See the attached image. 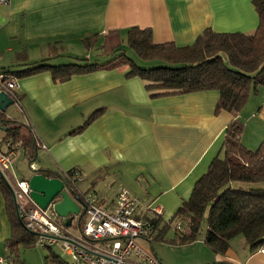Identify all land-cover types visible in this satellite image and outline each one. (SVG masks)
I'll return each mask as SVG.
<instances>
[{
  "label": "crops",
  "instance_id": "1",
  "mask_svg": "<svg viewBox=\"0 0 264 264\" xmlns=\"http://www.w3.org/2000/svg\"><path fill=\"white\" fill-rule=\"evenodd\" d=\"M2 1L0 71L15 74L42 63L91 62L89 56L102 49L107 38L126 44L132 28L151 29L155 44L186 47L206 29L253 34L259 25L253 0ZM93 36L97 42L87 50L83 41ZM127 68H101L65 82L55 81L49 72L23 76L18 101L5 117L31 131L37 145L34 168L59 176L77 169L83 179L72 189L80 196L94 194L109 209L118 193L128 190L140 200L137 217L157 221L156 240L162 227L173 225V217L220 153L228 125L234 120L244 123V112L254 100L258 103L248 115L260 127L248 122L240 141L246 148L258 143L264 131V89L252 94L234 116L216 111L217 91L151 98L146 82L127 77ZM96 112L99 116L76 132ZM25 128L21 132L27 133ZM6 137L0 126V155L8 150ZM12 161V169L17 166L26 174L23 180L35 174L27 171L29 160L21 146ZM15 181L11 178L9 193L0 189V255L14 263L19 256L11 254L7 241L13 237L15 220H20ZM149 207L161 216H153ZM178 224L183 227L182 221ZM138 242L149 251L148 242ZM17 251L20 255V247ZM225 256L223 261L241 264L231 248ZM244 264H264V253H250Z\"/></svg>",
  "mask_w": 264,
  "mask_h": 264
},
{
  "label": "trees",
  "instance_id": "2",
  "mask_svg": "<svg viewBox=\"0 0 264 264\" xmlns=\"http://www.w3.org/2000/svg\"><path fill=\"white\" fill-rule=\"evenodd\" d=\"M252 3L259 17V25L253 34L217 33L206 29L193 45L178 47L173 43L155 44L149 28H132L126 40L131 54L122 49L119 38L109 37L103 51L106 54L123 53L104 64L77 59L78 63L59 66L42 63L14 74L20 79L49 72L55 81L65 82L75 75L89 74L101 68L128 66L126 76L144 80L151 98L217 91L216 111L237 116L249 97L260 88L264 89V0H253ZM96 42L97 38L93 36L85 38L83 44L89 50ZM134 56L143 62L160 61L162 64L143 68L136 63ZM99 114H92L76 132ZM0 126L7 132V141L24 148L29 162H33L37 145L31 131L1 113ZM22 128L27 133L21 132ZM242 132L243 125L238 120L228 125L220 153L194 185L189 200L173 217V223L183 222L184 229L180 230L175 223V230L180 234L179 242L195 241L202 234L205 244L215 254H225L231 240L237 236L244 237L251 253L264 245V140L255 151H251L240 142ZM222 152L223 158L220 157ZM37 172L50 178L59 176L45 170ZM9 183L10 180L0 172V189L9 193ZM67 186L81 198L71 185ZM153 223L157 226V221ZM13 227V237L7 245L11 254L18 257L17 248L36 245V235L29 232L20 220H15ZM169 229L170 226L162 227L156 238L164 239ZM50 262L56 264L59 258L52 255Z\"/></svg>",
  "mask_w": 264,
  "mask_h": 264
},
{
  "label": "built area",
  "instance_id": "3",
  "mask_svg": "<svg viewBox=\"0 0 264 264\" xmlns=\"http://www.w3.org/2000/svg\"><path fill=\"white\" fill-rule=\"evenodd\" d=\"M18 88L19 78L13 72L0 71V93L6 92L15 102L18 101ZM7 147L8 150L0 155V172L6 179L18 148L11 140ZM61 177L71 186L83 179L77 169L65 172ZM13 194L17 215L25 228L36 235V246H60L70 257L71 264H162L154 252L138 242L144 240L152 246L156 230L151 219L137 217L140 200L126 189L118 193L111 209L101 205L92 193L80 196L86 209L80 226L81 238L73 236L57 216L53 202L44 210L31 199L26 180L15 181ZM148 210L153 211L150 207ZM152 214L161 216L157 210ZM177 228L180 230L182 226L178 224ZM258 251L264 253V245ZM0 264L15 263L0 255Z\"/></svg>",
  "mask_w": 264,
  "mask_h": 264
},
{
  "label": "rangeland",
  "instance_id": "4",
  "mask_svg": "<svg viewBox=\"0 0 264 264\" xmlns=\"http://www.w3.org/2000/svg\"><path fill=\"white\" fill-rule=\"evenodd\" d=\"M122 49L128 51V53L130 54L132 53L127 49L126 44L123 45ZM122 53L123 52L118 51L117 53L114 54H110V53L106 54V52L103 51V49L100 50L96 49L93 50L91 55L89 53L88 55H90L89 57H92L91 62L93 64H104ZM133 58L136 60V63L143 68L157 67L162 64V62L160 61L143 62L139 59H136L135 56ZM85 60H87V62L90 63L89 58ZM257 103L258 102L256 100L251 102L250 106H248L247 110L244 112L245 118L247 117L248 118L243 121L244 123L240 121L243 125V130H245L248 122L253 124L255 127H260L258 120L257 119L250 120L252 119V117L248 115L249 111L255 108ZM247 104L244 106L241 112L245 109ZM13 107L15 108V106ZM263 140H264V131L263 133H260V139L258 143L255 144L252 143L251 145H249L252 147H248L247 149L251 151H255L260 146ZM17 155H18V148H17ZM19 155H21V151L19 152ZM223 156H224V152L220 154L221 158H223ZM21 157L23 159V155ZM34 162L38 163V161H34ZM28 163L26 162L27 171L30 170L28 167ZM12 168H13V161L11 162L9 167V178L7 180H11L10 176H12L13 174L15 175V178L17 176L18 180H23L26 174L22 175L19 171L20 170L19 167L17 166L15 167V169ZM4 178L6 179V177ZM61 221L65 223V220L61 219ZM175 223L176 222H174L173 225L170 227V229L167 231L164 239L153 240L152 243V247L154 248L153 250L151 244L149 243L150 244L149 250L157 255L158 259L162 262V264H229L222 260V258H226L225 256L226 253L215 254L211 250V248H209L205 244L204 237L202 234H200L198 239L195 241L184 242V243L179 242L177 232L175 231ZM68 228L72 232L73 236L77 238L82 237V233L80 231V227L78 226L77 219H74L72 225ZM230 248L236 253L237 258L241 262V264H244L247 257H249V254L251 253L250 250L248 249V246L243 236H237L236 238L231 240ZM52 255H56L59 258V262L56 264L71 263L70 257L66 254L65 251H63V249L60 246H54L52 248H43L34 245L33 247L20 248V255L18 257L19 259L15 261V264H55L50 262Z\"/></svg>",
  "mask_w": 264,
  "mask_h": 264
},
{
  "label": "water",
  "instance_id": "5",
  "mask_svg": "<svg viewBox=\"0 0 264 264\" xmlns=\"http://www.w3.org/2000/svg\"><path fill=\"white\" fill-rule=\"evenodd\" d=\"M13 103L6 92L0 93L1 114L5 116L7 109ZM34 161L29 162V168L35 174L26 179L31 199L44 210L53 202L55 213L59 218L65 220L66 227H70L74 219L78 220L79 226L86 210L82 199L73 194L68 188L67 182L61 176L50 178L37 172L39 169L31 167Z\"/></svg>",
  "mask_w": 264,
  "mask_h": 264
}]
</instances>
